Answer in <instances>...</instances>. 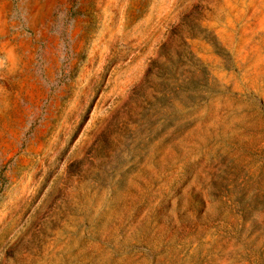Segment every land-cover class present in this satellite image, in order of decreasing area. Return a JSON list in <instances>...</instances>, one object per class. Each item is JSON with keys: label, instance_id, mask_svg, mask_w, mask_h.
<instances>
[{"label": "rangeland", "instance_id": "obj_1", "mask_svg": "<svg viewBox=\"0 0 264 264\" xmlns=\"http://www.w3.org/2000/svg\"><path fill=\"white\" fill-rule=\"evenodd\" d=\"M0 264H264V0H0Z\"/></svg>", "mask_w": 264, "mask_h": 264}]
</instances>
